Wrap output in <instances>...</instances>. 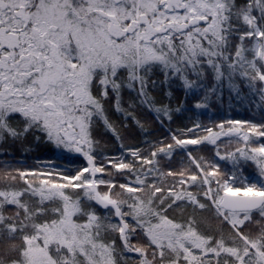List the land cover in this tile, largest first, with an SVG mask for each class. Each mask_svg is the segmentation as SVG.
I'll return each instance as SVG.
<instances>
[{
  "label": "snow or ice",
  "instance_id": "obj_1",
  "mask_svg": "<svg viewBox=\"0 0 264 264\" xmlns=\"http://www.w3.org/2000/svg\"><path fill=\"white\" fill-rule=\"evenodd\" d=\"M0 264H264V0H0Z\"/></svg>",
  "mask_w": 264,
  "mask_h": 264
}]
</instances>
